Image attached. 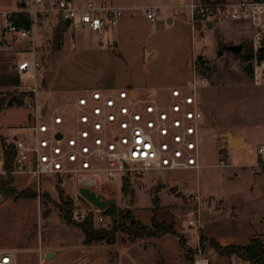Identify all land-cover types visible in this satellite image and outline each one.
I'll return each instance as SVG.
<instances>
[{"label":"rangeland","instance_id":"374dc122","mask_svg":"<svg viewBox=\"0 0 264 264\" xmlns=\"http://www.w3.org/2000/svg\"><path fill=\"white\" fill-rule=\"evenodd\" d=\"M74 1L81 4L85 0ZM109 1L124 13L116 31L109 33L102 43L78 26L65 30L56 22L47 28L41 24L49 34L42 33L44 40L41 44L36 42L35 47L27 40L0 34V75L22 76L15 64L23 58H34L40 66L37 76L23 80L29 84L37 82L41 105L66 111L78 96L93 90L104 91L105 86H110V92L136 87L164 93L185 85L196 69L208 82L199 91L205 115L200 144L203 168L199 172H147L156 180L154 186L149 180H142L145 173L129 176L116 185L115 206L130 211L135 221L150 226L156 193L157 220L174 224L187 245L196 246L197 236L188 242L189 235L178 226L182 222L186 229H196L188 226L198 209L190 197L199 194L204 201L202 221L219 210L218 222L230 218L248 221L264 235V161L257 154L258 149L264 148V80L257 85L252 64L234 53L218 55L222 44L251 46L254 28L248 22L223 20L213 30L194 31L187 16L178 9V0ZM18 3L19 0H0L1 27L10 11L16 7L21 10ZM148 9H158L155 21L147 18ZM34 28L37 37L38 25ZM222 30L233 36L227 40L217 37ZM59 34L62 46L56 50L55 37ZM200 56L202 64L198 63ZM248 65L250 73L246 70ZM14 97L25 99L19 90L2 83L0 99L9 101ZM29 104L26 101L20 107L4 106L0 110V158L4 146L10 145L11 136L18 134L19 127L28 125ZM229 131L236 137H245V144L229 148L226 140L219 137ZM222 161L228 166H221ZM260 164L263 166L258 167ZM101 182L103 187L109 182L106 175L101 176ZM105 191L104 187L100 192L108 199ZM32 194L33 198H27ZM66 208L71 209L72 224L63 218L61 210ZM90 215L96 229H113L107 213L80 193L74 176H45L39 187L31 175H16L12 180L0 175V251L15 253L17 264H38L40 251L54 253L53 258L45 260L47 264H166L155 243L148 238L130 242L121 230L114 245H84V234L78 225ZM100 217L103 222L98 223L96 219ZM196 233L200 246L203 231ZM200 248L192 263L185 254L189 263L204 258L209 259V264H249L234 255L219 258L208 243L201 251ZM171 253L175 255L165 260L180 264L176 262V251Z\"/></svg>","mask_w":264,"mask_h":264},{"label":"built area","instance_id":"2783aa9c","mask_svg":"<svg viewBox=\"0 0 264 264\" xmlns=\"http://www.w3.org/2000/svg\"><path fill=\"white\" fill-rule=\"evenodd\" d=\"M178 1V9L187 16L194 31L209 29L208 22L215 25L223 20L252 25L250 63L255 83L262 85L264 60L259 56L264 52V0ZM183 2L187 4L182 5ZM25 3L21 10L30 15L32 28L17 29L6 15L0 34L27 40L34 47V27L47 21L64 25L70 21L69 29L78 26L102 43L118 28L124 13L121 7L107 1L85 0L79 4L74 0H25ZM146 15L155 21L159 11L148 9ZM39 67L34 58H23L15 64L16 71L22 75L18 90L28 95L25 104L30 103L31 112L28 125L19 127L18 134L10 139L15 151L12 170L6 169L3 155L0 175H31L39 187L45 176L58 179L74 176L79 186L84 178L95 179L100 191L105 187L104 195L110 197L111 187L129 176L145 172H199L203 168L200 144L205 115L199 91L208 82L196 69L185 85L164 93L155 88L93 90L78 96L66 111L49 106L44 111L37 99L41 93L37 82L29 84L23 80L36 78ZM257 154L264 161V148L258 149ZM221 166L228 165L222 161ZM102 175L109 180L104 187ZM190 201L198 209L188 226L199 230L204 201L199 194L190 197ZM96 220L103 222L102 217ZM45 260L46 254L40 251L38 264H47ZM0 264H17L15 253L0 251ZM196 264L208 263L199 259Z\"/></svg>","mask_w":264,"mask_h":264},{"label":"trees","instance_id":"16d2710c","mask_svg":"<svg viewBox=\"0 0 264 264\" xmlns=\"http://www.w3.org/2000/svg\"><path fill=\"white\" fill-rule=\"evenodd\" d=\"M221 1V0H220ZM9 22L15 26L17 29L30 30L32 28V19L30 15L22 10L12 12L8 14ZM65 30H67L66 26L63 23H59ZM56 50H60L62 46V35H56ZM243 45V49L241 54L236 55L243 62L249 63L252 59V47ZM261 60H264V52H262L259 56ZM199 64H202L200 60H198ZM247 72H251V66L248 65L246 67ZM204 74V73H201ZM2 83L8 84L18 90L21 85V78L19 75H9L6 77L5 75H0V85ZM21 96L26 98L28 95L25 93H21ZM22 106L25 105V99L20 100L17 98H12L7 101L6 98L0 99V110L6 107L13 106ZM5 152L4 156L6 158V169L12 170V164L15 156V151L12 145L4 146ZM262 174L264 175V168L262 169ZM8 179H13L14 177L9 175ZM125 192V188L122 189ZM27 198H33V194L28 196ZM157 203L158 197L155 193L154 197V216L151 220V225H143L138 221H135L130 211H124L118 209L116 206H111L105 211V214L111 218L113 223L112 230L105 229H96L93 225V218L90 215L86 218L82 223L78 225L84 234V245L90 246L95 243L105 242L107 245H114L117 242V233L121 230L122 233L128 236V241L135 242L138 239L143 238H154L160 239L168 234L174 235L180 239V245L183 250L187 254V259L192 263L194 261L193 256H196L199 251H194L187 245L186 238L179 234L176 231V227L174 224H162L156 218L157 212ZM71 208V207H70ZM70 208H66L61 210L63 214L64 220L72 224V212ZM208 243L211 248H213L219 255L221 256H237L240 260L246 261L249 264H264V241L257 237L250 241L248 245L243 246H226L222 247L216 241L209 239L204 234L201 233L200 236V251L204 248L205 244Z\"/></svg>","mask_w":264,"mask_h":264},{"label":"crops","instance_id":"0c3cea01","mask_svg":"<svg viewBox=\"0 0 264 264\" xmlns=\"http://www.w3.org/2000/svg\"><path fill=\"white\" fill-rule=\"evenodd\" d=\"M101 1H107V2L112 3L109 0H101ZM194 1H203V0H194ZM221 1H225L228 3H237L241 0H221ZM15 11H18L17 7L15 8V10H12L10 12H15ZM186 19H187V17H186ZM172 21L173 20H169L170 23H172ZM52 22L47 21V22H44L43 24L47 28ZM44 29L45 28H43L41 26V24L38 26V36L35 39V43L37 42L38 44H41L43 42L44 36L41 35L42 33H44V35L49 34V32L44 31ZM213 29H214V27H213ZM213 29H211V30H213ZM219 35L224 37L226 40L233 36V34H231L228 30H222L221 33H219ZM216 36L218 37V34H216ZM6 71L7 70H5L3 72H6ZM108 87H110V86H105L104 91L110 90ZM131 89H136V87L131 88ZM28 117H29V115H28ZM145 174H146V176L142 180L147 179V180H149V183L154 186V182L156 180L151 176L149 177L147 172H145ZM159 194H160V192H159ZM160 199L162 202V198H160ZM160 205H161V203H160ZM218 217H219V210L213 212L211 214V216H209V219H205L204 221H202V227L200 228V230L203 231V234L206 237L216 241L217 243H219L220 246L226 247V246L248 245L252 239L257 238V237L261 238L264 241V235L260 234V232H259L261 230L258 231L256 229V227L253 224L249 223L248 221L239 220L237 218H234V219L230 218V219H227L226 221H223L222 223H220V222H218ZM183 225L184 224L181 222L180 226H178V229L183 230V233L189 235L188 242L192 241L193 238L195 236H197L196 246L193 245V246H189V247H191L193 250H197V248L199 249L200 246H199L198 235L196 233L197 230L196 229H195L196 231L194 229L188 230ZM148 240H150V242L155 243L157 245L158 250L160 252V255L162 257V260L165 261L166 264H170V263H169V261H166L165 258L169 259L170 256L175 255V254L171 253V250L176 251V256L178 257L176 262H180V264H191L187 261V259L185 257L186 252L183 250V248L181 247V245H180V243L176 237H174L172 235H166L160 239L149 238ZM212 250H214V249H212ZM161 253H163V254H161ZM215 253L219 258L228 257V256H221L216 251H215ZM209 262H210L209 259H207L208 264H209Z\"/></svg>","mask_w":264,"mask_h":264},{"label":"water","instance_id":"95a60500","mask_svg":"<svg viewBox=\"0 0 264 264\" xmlns=\"http://www.w3.org/2000/svg\"><path fill=\"white\" fill-rule=\"evenodd\" d=\"M19 5L21 9H24L26 7L25 0H19ZM71 22L67 21L65 26L67 29H69ZM208 28L211 30L213 29L214 25L212 22L207 23ZM218 36H220L218 34ZM243 49V45H227L222 44L221 50L219 51L218 55H222L224 52L229 51L236 55L241 54ZM264 51V47L262 49ZM201 56L198 58V60H201ZM47 109V104L44 106V111ZM220 138H223L226 140L227 145L229 148H237L241 147L245 144L246 139L243 136H234L233 132L229 131L227 133H220ZM80 193L88 200L89 203H91L94 207L99 209L100 211H105L111 206H115L117 204L116 200V187H111L110 197L108 199H105L103 197V194L100 192V187L97 184V181L95 179H82L80 182ZM55 255L54 253H47L46 259L50 260Z\"/></svg>","mask_w":264,"mask_h":264}]
</instances>
